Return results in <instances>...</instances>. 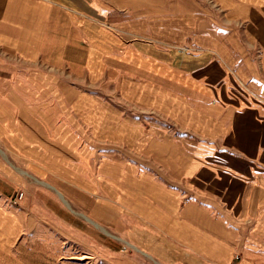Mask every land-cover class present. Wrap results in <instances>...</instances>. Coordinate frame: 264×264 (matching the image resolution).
<instances>
[{
	"label": "crops",
	"instance_id": "1",
	"mask_svg": "<svg viewBox=\"0 0 264 264\" xmlns=\"http://www.w3.org/2000/svg\"><path fill=\"white\" fill-rule=\"evenodd\" d=\"M245 22L242 38L232 31L211 46L212 58L185 61L179 68L171 67L170 52L161 48L115 59L120 70L112 71V82H119L121 100L155 110L188 132L177 142L146 128L147 152L173 164L163 173L167 183L115 163L108 171L114 173L109 181L115 211L131 218L129 240L160 261L233 264L237 226L249 241L240 250V264H264V110L242 102L254 95L256 84L264 88V17L250 14ZM89 25L76 24L65 9L44 0H0V53L24 69L40 67L34 82L90 81L100 74L97 60L112 40L92 53ZM104 74L108 82L110 74ZM228 82L246 89L235 93ZM74 99L68 103L84 125L103 134L110 129L106 104ZM117 112L113 140L136 143L144 131L124 121L122 109ZM13 241L0 238V264H28L11 262ZM28 253L22 258H31Z\"/></svg>",
	"mask_w": 264,
	"mask_h": 264
},
{
	"label": "rangeland",
	"instance_id": "2",
	"mask_svg": "<svg viewBox=\"0 0 264 264\" xmlns=\"http://www.w3.org/2000/svg\"><path fill=\"white\" fill-rule=\"evenodd\" d=\"M44 1L65 9L76 24L90 22L85 31L92 53L112 42L109 52L97 60L100 74L90 81L34 82L40 67L24 69L0 53V238H14L11 262L181 264L180 259L164 262L148 256L131 243V218L115 211L110 200L109 179L114 173L108 171L115 170V164L167 183L163 173L173 164L155 161L147 152L146 128L177 142H184L188 133L155 110L121 100L119 82H112V71L120 70L115 59L153 48L169 51L173 68L212 58L210 48L218 39L224 42L232 31L242 38L250 14L264 17V0ZM253 53L258 58V52ZM230 85L235 93L246 89L237 82ZM256 85L251 87L254 95L247 94L242 102L262 111L264 88ZM70 98L106 104L107 124H113L114 113L122 109V119L137 124L144 136L126 144L113 140L117 132L112 124L105 134L94 132L71 110ZM238 229L234 227L233 264L241 263L240 250L249 245ZM26 252L32 257L22 258ZM38 254L41 258L34 259ZM199 264L213 263L206 259Z\"/></svg>",
	"mask_w": 264,
	"mask_h": 264
},
{
	"label": "built area",
	"instance_id": "3",
	"mask_svg": "<svg viewBox=\"0 0 264 264\" xmlns=\"http://www.w3.org/2000/svg\"><path fill=\"white\" fill-rule=\"evenodd\" d=\"M20 198H21V195H20Z\"/></svg>",
	"mask_w": 264,
	"mask_h": 264
}]
</instances>
